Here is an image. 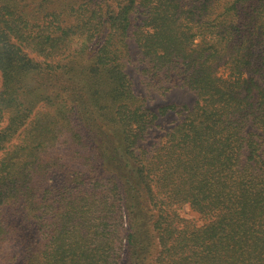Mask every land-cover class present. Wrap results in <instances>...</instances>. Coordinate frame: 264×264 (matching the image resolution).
Listing matches in <instances>:
<instances>
[{
    "label": "trees",
    "instance_id": "trees-1",
    "mask_svg": "<svg viewBox=\"0 0 264 264\" xmlns=\"http://www.w3.org/2000/svg\"><path fill=\"white\" fill-rule=\"evenodd\" d=\"M116 2V8L105 10L108 30L102 37L101 29L84 32L78 23L53 25L44 15L29 17L25 7L14 5L15 0H0L2 262L10 259L13 264L18 253L5 247L22 238L20 264H119L117 240L130 258L136 249L131 215L139 201L144 209H158L150 225L156 231L154 264H264V87L260 83L264 78V0ZM140 6L142 23L134 34L153 75L177 77L196 96L192 107H184L180 123L151 150L138 141L158 115L132 105L129 87L120 77L130 14ZM40 8L35 6L34 13ZM27 49L42 59L30 56ZM64 55L71 61L70 66L65 63L66 70L83 72L86 83L118 86L120 102L98 123L108 133L115 131L110 136L111 149L103 136L93 134L92 140L100 146L94 159L108 156L110 174L121 182L124 204H117L118 224L110 214L100 217L97 205L103 199L96 192L80 188L87 196L77 208L85 214L82 222L69 227L66 204L60 211L52 191L55 186L47 185L51 161L55 164L61 158L48 150L50 138L31 129L42 126L52 129L57 140L67 139L65 105L40 84L45 71L62 67L57 56ZM83 59L93 63L88 71ZM222 65L229 70L225 78L217 73ZM93 69L115 76L106 82L103 75L93 76ZM39 106L55 108L57 120L42 122ZM73 137L84 146L78 134ZM100 180L95 179V184L100 185ZM115 187L113 183L108 189ZM68 196L63 200H69ZM182 203L193 206L206 222L195 225L171 208ZM104 206L108 213L115 209L112 191ZM13 212L21 215L19 220L32 221L30 226L42 235L39 243L25 242ZM60 214L68 218L61 225ZM129 260L125 264H132Z\"/></svg>",
    "mask_w": 264,
    "mask_h": 264
},
{
    "label": "rangeland",
    "instance_id": "rangeland-1",
    "mask_svg": "<svg viewBox=\"0 0 264 264\" xmlns=\"http://www.w3.org/2000/svg\"><path fill=\"white\" fill-rule=\"evenodd\" d=\"M37 1V2H35ZM40 1H42L40 3ZM44 1V2H43ZM104 4H97L96 0H15L17 4L22 5L21 8L25 7L29 17L37 16L39 19L44 15L47 17L46 20L52 22L53 25H59L60 27L69 26L72 24H79L86 30H99L101 29V35L105 34L108 30L106 28L108 24L107 19L108 13L105 10L110 8H116L117 0H103ZM190 1V0H188ZM179 2V1H178ZM40 3V5H38ZM108 4V5H105ZM138 3V2H137ZM135 5V3H134ZM140 5V4H136ZM183 5H188L183 4ZM35 6H41L40 10L34 13ZM141 7V6H140ZM15 8V7H14ZM143 7L139 10L134 9L130 14V26L128 29L127 37L125 38L126 43V54L121 60V78L126 81L129 87L127 95L132 101V105H138L149 111L156 112L158 117L147 132L139 139L138 144L147 150H151L154 147L160 145L164 141L165 135L168 130L175 127L180 123L185 115V106L192 107L195 103V94L186 85H180L181 80L174 77L172 80L169 76L164 73L159 75H153V70L146 63V59L138 46V42L135 39L134 31L142 23L143 15L140 12ZM46 10V11H45ZM106 16V17H104ZM102 17L103 20H102ZM104 20L106 22H104ZM103 21V22H102ZM185 25V20L181 19ZM90 31V32H91ZM198 41V39H196ZM79 43L72 46L77 47ZM30 56L41 60L42 57L34 55L29 49H27ZM90 57V55L88 56ZM64 56H57V61L62 65L59 69L52 71H45L40 77V84L43 83L46 89H50L53 99L56 102H61L65 105L64 114L69 120V125L63 130L66 140H57V135L52 129H45L44 127L32 128L40 137L50 138L48 142V150L52 152L56 151L60 160L53 164L51 161L50 178L47 179V185H54L53 193L57 199V204L61 205L60 211L63 210V205L66 204L67 216L70 218L69 227L71 225L77 226V222L81 221V215L85 213L81 212L77 207L84 204L85 200L80 201L87 194L82 193L80 188L86 189L90 194L96 192L97 197L103 199V202H98L97 209L100 213V217L108 216L115 217L116 223L118 220V209L117 204H121L123 207L124 199L121 195L122 187L121 182L117 176L110 174V169L107 165L109 163V157L103 159H94V152L96 146L93 144V134L103 136L108 141V146L111 149L110 136H113L115 131L107 132L106 129L100 128L98 123L106 118V113L112 114L114 107L120 102L121 98L118 97V87L110 83L108 86L100 85V87L93 86L90 83H86L85 74L83 72L76 73L75 70L68 72L65 68V63L70 66V62L65 60ZM93 63L89 60L83 59L82 66L86 67L84 71H88ZM76 66H80V62L76 63ZM79 71H81L79 69ZM228 66L222 65L218 68L217 73L225 78L228 75ZM252 71H249L251 73ZM92 75H103L107 78L106 82L110 77H114L110 73H105L104 70L99 69L98 71L92 70ZM112 79V78H111ZM1 82V81H0ZM262 88L264 87V78L260 81ZM108 84V83H107ZM42 85V84H41ZM170 88L168 89L167 87ZM107 88V89H106ZM256 91L251 93L253 100L256 97ZM48 93V92H47ZM60 94V95H59ZM42 110L40 119L42 122H47L50 119L57 120L59 112H55V108H47L46 106H39ZM96 123V125H95ZM249 128L255 130V127L249 123ZM58 129L56 130V133ZM79 135L82 141V145L74 141V135ZM264 155V144L262 145ZM127 168V167H126ZM124 172L125 170L122 169ZM129 175V174H127ZM102 178L101 184H95V179ZM113 183L116 187L113 190L108 187H113ZM94 189V190H93ZM112 191V199L114 201L115 209L107 212L104 206L106 202V195H110ZM69 195V200H63V198ZM97 198V199H99ZM139 199V198H138ZM172 209L177 214L184 217L189 222L195 225H201L206 222L204 218L193 206L189 203H182L179 205H172ZM101 211V212H99ZM158 209L152 207L151 210L144 209L137 201L136 208L132 216V224L136 231V249L133 250L131 258L127 256V250L125 247L122 248L118 240L117 251L122 255L119 258V264H125L127 258L129 262L133 261L132 264H154L157 256V249L152 247L156 242V231L150 228L151 222L156 218ZM72 213V214H70ZM12 215L19 220L17 212H13ZM64 214L58 216V224L61 225L67 221ZM102 218V217H101ZM32 221L26 222L22 219L19 220L18 227H21L25 242L41 241L42 235L39 231L34 230V226H30ZM82 224V223H81ZM80 224V226H81ZM120 229V226H118ZM122 229V228H121ZM124 230V229H123ZM121 231L119 234L122 236ZM22 238L19 240H12L7 243L6 249L11 252L18 253L16 259L12 260L13 264H20L22 262ZM155 241V242H154ZM6 244V243H5ZM156 245V243H155ZM118 254V253H117ZM4 260V256L0 257L1 264H9L10 259ZM127 264V263H126Z\"/></svg>",
    "mask_w": 264,
    "mask_h": 264
}]
</instances>
